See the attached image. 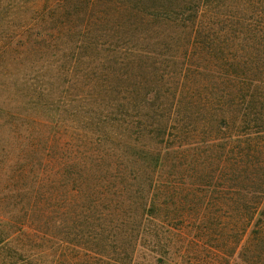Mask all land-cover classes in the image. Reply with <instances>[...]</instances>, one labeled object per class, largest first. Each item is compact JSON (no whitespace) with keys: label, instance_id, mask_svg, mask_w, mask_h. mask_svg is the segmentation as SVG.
Returning a JSON list of instances; mask_svg holds the SVG:
<instances>
[{"label":"trees","instance_id":"1","mask_svg":"<svg viewBox=\"0 0 264 264\" xmlns=\"http://www.w3.org/2000/svg\"><path fill=\"white\" fill-rule=\"evenodd\" d=\"M43 10L26 53L73 151L56 117L12 115L0 264H264V0Z\"/></svg>","mask_w":264,"mask_h":264},{"label":"rangeland","instance_id":"2","mask_svg":"<svg viewBox=\"0 0 264 264\" xmlns=\"http://www.w3.org/2000/svg\"><path fill=\"white\" fill-rule=\"evenodd\" d=\"M44 0H0V200L7 203L10 197L8 177L14 167L18 143L15 142L12 115H24L34 118L35 115H51L61 124L58 137L52 146L56 151H73L68 147L70 126H73L72 109L62 104L59 87H53L52 96L44 92L43 75L47 71V55L44 46L34 55L26 53L27 45L34 33L42 32V5ZM46 32L41 37H46ZM43 51V52H42ZM41 87V88H40ZM48 146L50 132L39 128ZM52 134V133H50ZM22 140V139H21ZM9 203V202H8ZM9 208H5V211ZM3 206H0V213ZM237 264H242L238 261Z\"/></svg>","mask_w":264,"mask_h":264}]
</instances>
